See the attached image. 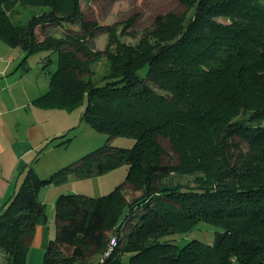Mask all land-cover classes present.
<instances>
[{
    "label": "trees",
    "instance_id": "1",
    "mask_svg": "<svg viewBox=\"0 0 264 264\" xmlns=\"http://www.w3.org/2000/svg\"><path fill=\"white\" fill-rule=\"evenodd\" d=\"M180 1L184 12L156 16L130 44L114 25L85 20L80 0H0L2 41L24 55L57 53L36 102L68 110L84 102L81 118L92 128L134 139L131 147L106 142L48 177L29 166L0 202V264L26 263L35 226L48 220L41 188L122 165L124 181L105 195L57 196L56 234L42 264H123L124 253L127 264H264V0ZM21 7L41 11L17 20ZM132 22L117 23L124 33ZM67 24L83 32L39 36L46 26ZM95 31L107 32L113 47L91 50L86 38ZM102 56L107 70L94 80L90 64ZM51 61L46 56L42 68ZM183 175L191 182L176 178ZM128 188L140 194L128 200ZM200 223L215 227L211 242H175Z\"/></svg>",
    "mask_w": 264,
    "mask_h": 264
},
{
    "label": "rangeland",
    "instance_id": "2",
    "mask_svg": "<svg viewBox=\"0 0 264 264\" xmlns=\"http://www.w3.org/2000/svg\"><path fill=\"white\" fill-rule=\"evenodd\" d=\"M80 6L85 20L95 21L98 25H114V33L121 41L134 44L138 41L144 29L153 25L154 19L158 15H164L168 12L182 13L186 6L180 0H80ZM41 9L33 7H21L18 12L14 14L17 20L25 21L33 13H39ZM193 9L187 12L186 17L191 16ZM132 17L133 22L130 27H127L122 33L123 24L117 23L125 21ZM217 20L227 22L228 18L217 16ZM62 31L67 32H83L79 24H67L64 27L56 28L53 26H46L39 30V36L46 33L59 35ZM87 44L93 51L104 50L108 45L110 48L113 45L109 44L111 37L107 32L95 31L93 36L86 38ZM77 55L81 58L86 57L84 50L76 48ZM0 51H9L5 54L10 55L11 58L19 60H26L31 66L37 65L41 73L38 75L41 81L48 82L49 74L57 67V53L49 50L40 49L28 55L23 54V50L17 45L6 44L0 39ZM22 53V54H21ZM50 55L52 61L43 69V60ZM94 71V80L99 79L107 70V59L100 57L90 64ZM84 102L72 109H56L58 112L59 125L56 128L57 134L53 136L51 141L43 148L38 168L43 169L55 163L56 165L63 162V166L77 160L82 155L91 150L109 142L112 145L120 147H131L134 139L128 136H115L109 138L104 132L97 131L86 123L81 114L84 108ZM162 146L166 149L172 161L176 159V154L173 151L167 139L160 138ZM245 147L244 143H240ZM43 167V168H42ZM48 169V168H46ZM45 169V170H46ZM44 171V170H42ZM48 173V172H45ZM49 174H46L48 176ZM126 176V165H122L106 171L99 175H93L86 178H77L73 183L69 184L71 192L86 194L90 196H101L109 193L115 186L124 181ZM183 182H191V175L177 176ZM140 194V191H132L130 188L125 191V195L130 200L132 197ZM142 207L137 209L134 213L142 211ZM46 212L50 214L49 204ZM49 223V224H48ZM48 225L55 226L52 221L47 222ZM53 224V225H52ZM52 229V228H50ZM214 226L200 223L197 228L187 234L175 235V242L178 245H183L191 238H198L203 241L211 242L213 240ZM45 247H31L27 253L25 264H42ZM128 253L122 255L123 264H127ZM96 260H92L91 264H95Z\"/></svg>",
    "mask_w": 264,
    "mask_h": 264
},
{
    "label": "crops",
    "instance_id": "3",
    "mask_svg": "<svg viewBox=\"0 0 264 264\" xmlns=\"http://www.w3.org/2000/svg\"><path fill=\"white\" fill-rule=\"evenodd\" d=\"M5 52L0 51L1 203L6 202L14 194L29 166L40 177H48L65 162L57 165L50 163L46 167L48 169L38 168L41 154L44 152L39 149L57 134L59 118L58 112L55 111L63 108L37 103L36 99L47 91L49 79L43 83L38 76L41 70L37 65L31 66L27 61L20 64L18 58L21 55L14 59ZM75 179L77 178L73 174H68L61 181L50 183L38 192V198L45 204V209L49 204L50 214L47 212V222L52 221L55 226L51 227L47 222L37 224L30 248L45 247L47 241L55 236V199L60 193L71 192L73 189H69V184Z\"/></svg>",
    "mask_w": 264,
    "mask_h": 264
},
{
    "label": "built area",
    "instance_id": "4",
    "mask_svg": "<svg viewBox=\"0 0 264 264\" xmlns=\"http://www.w3.org/2000/svg\"><path fill=\"white\" fill-rule=\"evenodd\" d=\"M117 243V240L115 237H112L111 240H110V244L111 245H115Z\"/></svg>",
    "mask_w": 264,
    "mask_h": 264
}]
</instances>
